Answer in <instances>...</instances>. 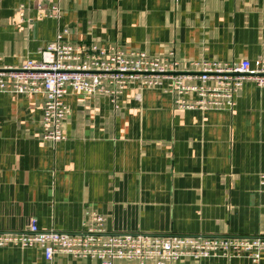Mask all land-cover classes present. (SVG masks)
<instances>
[{"label": "crops", "instance_id": "obj_1", "mask_svg": "<svg viewBox=\"0 0 264 264\" xmlns=\"http://www.w3.org/2000/svg\"><path fill=\"white\" fill-rule=\"evenodd\" d=\"M55 1L0 0V66L38 61L57 30L78 47L173 51L181 75L197 73L194 62L264 59V0H58V19L38 14ZM64 101L65 138L52 142L42 138V93H0V232L32 220L75 232L96 213L109 233L264 236V87L243 81L231 109L177 107L163 87L137 83L115 103L75 91ZM0 264L99 261H47L39 247L8 245ZM172 264H264V252Z\"/></svg>", "mask_w": 264, "mask_h": 264}, {"label": "built area", "instance_id": "obj_2", "mask_svg": "<svg viewBox=\"0 0 264 264\" xmlns=\"http://www.w3.org/2000/svg\"><path fill=\"white\" fill-rule=\"evenodd\" d=\"M41 16L60 17L58 0L37 6ZM20 19L25 9H18ZM65 31L38 50L40 59H25L18 67L0 66V93L43 94L42 138L57 142L65 138L64 122L69 113L64 96L69 91L107 95L115 103L122 91L137 83L139 87H163L181 108L231 109L243 81L252 80L264 87V59L252 66L248 59L236 62H194L197 73L177 74L179 59L173 51L162 56L144 51L124 52L114 45L105 50L96 45L73 46L62 41ZM197 82L188 83L187 80ZM195 94L196 98L185 95ZM264 186V173L258 176ZM101 215L91 213L80 231L40 229L35 220L21 231L0 232V247H39L45 260L56 253L75 259L93 258L99 264L117 259L136 260L139 264H172L191 257L244 255L256 261L264 252V236H204L148 233H109Z\"/></svg>", "mask_w": 264, "mask_h": 264}]
</instances>
